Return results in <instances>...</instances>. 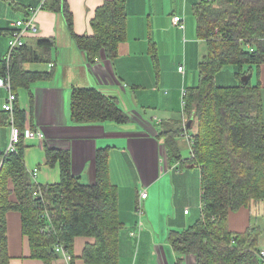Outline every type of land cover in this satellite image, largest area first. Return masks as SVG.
Returning a JSON list of instances; mask_svg holds the SVG:
<instances>
[{
	"label": "crops",
	"instance_id": "obj_1",
	"mask_svg": "<svg viewBox=\"0 0 264 264\" xmlns=\"http://www.w3.org/2000/svg\"><path fill=\"white\" fill-rule=\"evenodd\" d=\"M66 1L73 14L75 34L93 35L92 21L105 0ZM199 2L127 0V35L113 59L102 55L90 63L61 14L46 7L36 13L38 31L28 33L25 39L27 52L35 58L25 60L22 68L38 76L26 84L17 80L14 90L21 113L14 123L24 132V164L31 175L35 168L39 169L36 180L32 175L38 185H52L61 182V164L48 163L47 150L68 153L72 174L84 184H94L97 155L106 152L110 180L118 187V219L124 226L119 237V264L195 263L193 256L179 255L172 248L169 233L182 231L199 218L202 171L199 166L184 164L193 157L186 137L177 138L179 158L166 142L168 133L177 131L185 121L189 133L198 129L195 119L185 111L182 90L197 85L200 62L208 51L194 15V6ZM43 3L44 0H0V71L13 24L31 16L33 9ZM176 15L181 16L184 27L173 22ZM47 39L53 44L41 42ZM179 48L183 55L175 58ZM246 48L250 49L251 44ZM181 65L184 71L179 70ZM243 66L248 71L241 67L243 76L239 77L236 65L235 80L229 84L220 82L231 78L221 75L223 67L216 74L217 84L237 85L251 74L249 81L261 85L264 106V63ZM78 87L98 88L114 98L131 120L76 122L71 104ZM7 97L8 90L0 87L1 111ZM11 129L12 124L0 126V152H7L10 146ZM38 130L44 132V139L27 135ZM145 189L148 196L142 198ZM6 220L9 264H46L44 259L32 256L22 213L11 210ZM253 222L264 223L263 203L242 207L229 216V228L235 232L244 231ZM94 242L93 237L77 236L71 263L58 254L53 264H89L83 252L87 244Z\"/></svg>",
	"mask_w": 264,
	"mask_h": 264
},
{
	"label": "trees",
	"instance_id": "obj_2",
	"mask_svg": "<svg viewBox=\"0 0 264 264\" xmlns=\"http://www.w3.org/2000/svg\"><path fill=\"white\" fill-rule=\"evenodd\" d=\"M126 1L105 0L92 21L94 34L84 36L75 34L66 0H44L43 7L61 14L78 48L94 63L102 55L108 59L118 55L119 44L127 35ZM217 1L201 0L194 6L208 51L200 62L197 85L187 88L185 96V111L195 119L198 129L193 134V157L184 164L201 167V214L188 228L171 231L169 241L179 255L193 256L194 264H263L259 251L264 248V223L253 222L240 232L229 228L231 212L264 204L262 88L242 79L237 85L220 86L216 74L234 64L242 77L244 64L264 63V0H220L222 3L216 5ZM216 29L222 38L214 37ZM41 42L49 46L54 41ZM248 44L253 50L246 48ZM27 51L25 44L11 58L14 90L17 80L26 84L38 76L22 68L25 60L35 58ZM5 72L2 60L0 74ZM14 111L17 123L21 113L16 103ZM71 112L76 122L131 120L114 98L94 87L74 90ZM7 124H12L11 114L0 110V126ZM184 129L180 125L177 131L166 132V143L177 158V138ZM20 130L17 151L0 152V264H9L6 216L11 210L23 215V229L30 237L34 258L53 264L59 254L57 243L72 254L75 238L89 236L95 242L84 248L85 262L119 264V237L124 226L118 219V187L110 180L106 152L97 155V182L84 184L72 174L68 153L48 149V163L60 161L61 182L38 185L24 164V132ZM39 190L43 200L37 198Z\"/></svg>",
	"mask_w": 264,
	"mask_h": 264
},
{
	"label": "built area",
	"instance_id": "obj_3",
	"mask_svg": "<svg viewBox=\"0 0 264 264\" xmlns=\"http://www.w3.org/2000/svg\"><path fill=\"white\" fill-rule=\"evenodd\" d=\"M44 4H42V6H40L38 9L34 8L32 11V15L29 16L28 18L25 19H18L17 21H15V23L13 24L10 33H9V44H8V50L3 58V60L6 62V72L3 75H0V87H4L8 90V97L6 102L3 105V108L10 112L11 114V119H12V129H11V142H10V146L7 150V152L9 151H17V144L20 140V135H21V130L18 126L15 125L14 123V113H15V103L17 101V94L15 93L14 89H13V85H12V76L11 73L9 71L10 68V61L11 58L13 57V55L15 54V52L17 51V49H19L20 47L24 46L26 44V36L28 33H36L38 31V24L36 21V13L39 9L43 8ZM173 22L177 25H180L181 27H184L185 25L183 24L182 18L181 16H174L173 17ZM215 38H222L223 35L219 32L218 29H216L215 31ZM251 50H253V48H250ZM52 67L54 66V64H51ZM180 71H184V66H180L179 67ZM187 94V89L183 88L182 90V103L183 106L185 107L186 105V99L185 96ZM186 122H184V126H186ZM27 135L29 137H38L40 139H44L45 138V134L43 131L38 130V131H29L27 133ZM182 135L184 137H186L190 143H191V150H192V144H193V134L189 133L187 131V128L185 127ZM39 173V169L35 168L33 170V177L36 180L37 176ZM36 182V181H35ZM39 198L43 200V194L42 192L39 190L38 193ZM148 196V191L147 189H145L142 194L141 197L142 198H146ZM186 212H188V210H186ZM46 217H49V215L46 212ZM49 219V218H48ZM50 220V219H49ZM51 222V220H50ZM135 234V233H134ZM55 250L62 255L69 263H71L72 261V254L65 249L64 245L61 243H57ZM259 256L261 257L263 264H264V248H262L259 251ZM178 264V263H175Z\"/></svg>",
	"mask_w": 264,
	"mask_h": 264
},
{
	"label": "rangeland",
	"instance_id": "obj_4",
	"mask_svg": "<svg viewBox=\"0 0 264 264\" xmlns=\"http://www.w3.org/2000/svg\"><path fill=\"white\" fill-rule=\"evenodd\" d=\"M220 3H222L220 0L219 2L217 1V4L216 5H219ZM180 55H183V49H180L177 50V52H175V58L180 56ZM236 66V65H235ZM234 65H228L226 67L223 68V72L221 75H228L230 76L231 78H227V79H224L222 78L220 82H223L224 84H229L230 82H233L235 80L234 76H235V73H236V67ZM243 70L244 71H248V68L246 66H243ZM237 78V77H236ZM190 120V119H189ZM194 126V125H193ZM197 131V130H196ZM183 149V148H182ZM185 149V147H184ZM183 149V150H184ZM187 149V147H186ZM188 151V150H187ZM37 198H39V195L37 194ZM40 199V198H39ZM192 261V260H191Z\"/></svg>",
	"mask_w": 264,
	"mask_h": 264
},
{
	"label": "water",
	"instance_id": "obj_5",
	"mask_svg": "<svg viewBox=\"0 0 264 264\" xmlns=\"http://www.w3.org/2000/svg\"><path fill=\"white\" fill-rule=\"evenodd\" d=\"M250 77H251V74H247V75H245V76L242 78V80H243L245 83H247V82L249 81ZM191 123H192V120H190V124H191Z\"/></svg>",
	"mask_w": 264,
	"mask_h": 264
}]
</instances>
